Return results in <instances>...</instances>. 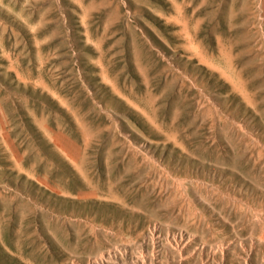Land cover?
I'll return each mask as SVG.
<instances>
[{
    "label": "rangeland",
    "instance_id": "rangeland-1",
    "mask_svg": "<svg viewBox=\"0 0 264 264\" xmlns=\"http://www.w3.org/2000/svg\"><path fill=\"white\" fill-rule=\"evenodd\" d=\"M0 264H264V0H0Z\"/></svg>",
    "mask_w": 264,
    "mask_h": 264
},
{
    "label": "bare ground",
    "instance_id": "bare-ground-1",
    "mask_svg": "<svg viewBox=\"0 0 264 264\" xmlns=\"http://www.w3.org/2000/svg\"><path fill=\"white\" fill-rule=\"evenodd\" d=\"M168 174H169V173H168ZM170 177H171V176H170ZM170 177H169V178H170Z\"/></svg>",
    "mask_w": 264,
    "mask_h": 264
}]
</instances>
